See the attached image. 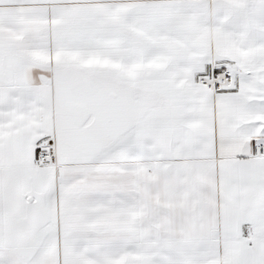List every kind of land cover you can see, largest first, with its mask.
Instances as JSON below:
<instances>
[{
  "label": "snow or ice",
  "instance_id": "1",
  "mask_svg": "<svg viewBox=\"0 0 264 264\" xmlns=\"http://www.w3.org/2000/svg\"><path fill=\"white\" fill-rule=\"evenodd\" d=\"M0 264H264V0H0Z\"/></svg>",
  "mask_w": 264,
  "mask_h": 264
}]
</instances>
